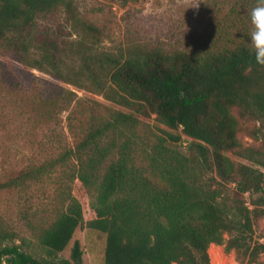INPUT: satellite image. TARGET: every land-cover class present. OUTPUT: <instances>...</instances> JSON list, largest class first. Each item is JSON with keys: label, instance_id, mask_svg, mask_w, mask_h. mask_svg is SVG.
I'll list each match as a JSON object with an SVG mask.
<instances>
[{"label": "trees", "instance_id": "16d2710c", "mask_svg": "<svg viewBox=\"0 0 264 264\" xmlns=\"http://www.w3.org/2000/svg\"><path fill=\"white\" fill-rule=\"evenodd\" d=\"M60 7L81 32L76 43L82 64L76 72L61 55L65 46L35 35L38 18ZM259 7L262 0H238L231 12L244 11L249 20L241 27L233 20L234 34L226 27L192 50L132 43L111 52L85 42L86 33L99 29L77 17L73 0H0V43L18 61L74 84L86 70L94 90L128 109L109 108L107 117L90 121L73 147L55 160L21 169L0 189L39 180L74 156L78 179L95 194L86 224L106 234L104 264H209L212 243L234 251L242 263H260L264 243L253 239V224L264 214V146L243 144L237 136L242 123L253 120L259 126L252 138L264 140V63L257 61L252 40L258 31L252 13ZM150 114L191 138L187 154L163 139L139 146L135 129ZM207 171H215L216 183L203 178ZM83 220L80 201L69 197L37 234L46 250L41 258L21 243H4L16 233L0 226V263L83 264L78 240L69 259L56 258Z\"/></svg>", "mask_w": 264, "mask_h": 264}, {"label": "rangeland", "instance_id": "374dc122", "mask_svg": "<svg viewBox=\"0 0 264 264\" xmlns=\"http://www.w3.org/2000/svg\"><path fill=\"white\" fill-rule=\"evenodd\" d=\"M237 1L73 0V8L81 21L99 29L96 34L91 31L85 34V42L94 41L95 49L117 52L119 48L140 43L172 51L192 50L211 43L226 27L234 34L233 20L238 27L249 20L244 11L231 12ZM197 2L198 8H193ZM71 19L67 10L60 7L57 12L38 18L35 35L65 46L61 55L76 72L82 64L76 43L81 32L73 30ZM71 41L73 45L67 46ZM83 73L79 84L62 81L18 61L13 51L0 43V183L23 168L55 160L85 134L90 121L107 117L109 108L128 111L94 90L86 70ZM141 119L142 123L135 129L140 147L163 139L167 146L188 153L191 138L180 128L165 125L155 114ZM242 124L237 133L239 140L243 144L264 146V140H254L251 134L259 122L251 120ZM170 134L180 135L179 140H172ZM227 154L236 161L251 164L231 152ZM77 175L78 161L71 156L49 168L39 180H28L23 187L1 188L0 226L16 233L12 241L4 243H21L34 256L45 257L46 250L39 244L37 234L66 207L68 198L75 196L82 205L84 220L56 258L69 259L71 247L78 240L83 264H104L106 234L86 224L92 216L90 205L95 194L86 191ZM203 178L214 179L213 184L219 179L215 171L203 173ZM244 198L250 204L248 193ZM253 239L264 243V214L254 221ZM208 254L209 264H245L234 251H226L223 244H210ZM259 261L253 264H264V252Z\"/></svg>", "mask_w": 264, "mask_h": 264}, {"label": "clouds", "instance_id": "9594fccd", "mask_svg": "<svg viewBox=\"0 0 264 264\" xmlns=\"http://www.w3.org/2000/svg\"><path fill=\"white\" fill-rule=\"evenodd\" d=\"M264 3V0H262ZM199 3L193 4V8H198ZM252 17L258 23V31L253 35V49L256 52L257 61L264 63V57L260 56V50L264 49V7L253 9Z\"/></svg>", "mask_w": 264, "mask_h": 264}]
</instances>
